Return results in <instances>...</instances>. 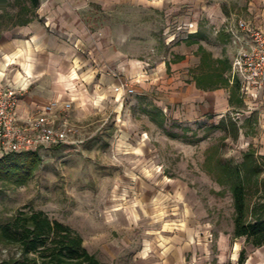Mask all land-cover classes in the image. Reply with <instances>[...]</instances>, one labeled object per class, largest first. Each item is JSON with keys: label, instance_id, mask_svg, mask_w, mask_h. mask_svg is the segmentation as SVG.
I'll use <instances>...</instances> for the list:
<instances>
[{"label": "rangeland", "instance_id": "obj_1", "mask_svg": "<svg viewBox=\"0 0 264 264\" xmlns=\"http://www.w3.org/2000/svg\"><path fill=\"white\" fill-rule=\"evenodd\" d=\"M153 1L39 0L34 16L62 43L58 59L64 53L66 64H85L84 71L90 70L84 74L89 76L86 84L60 90L55 98L62 110L73 92L77 99L67 113L80 132L74 144L39 151L42 163L26 184L0 180V223L21 209L43 210L80 232L85 246L104 264H238L245 239L233 238L232 195L208 171L207 157L239 164L250 148L264 156V86L251 92L240 88V106L229 104V90L225 96L214 95L208 105H166L153 91L141 94L138 84L118 92L109 88L113 80L104 79L95 89L100 75L95 76L99 61L94 57L107 54L113 65L114 56L150 66L169 62V57L173 61L172 48L185 44L190 52L199 44L187 38L197 23L204 43L212 47L224 40L210 25L209 12L221 8L228 16L246 18L248 2L260 8L262 1L166 0L165 9ZM23 3L7 0L1 10L0 43L30 39L20 36L23 26L17 25L26 18L24 13L17 20ZM167 6L178 7L168 12ZM51 22L54 31L47 26ZM78 40L83 54L75 49ZM115 77L117 83L124 81ZM86 97L90 102L79 105ZM22 100L20 111L34 114L54 98L41 99L35 108ZM220 235L227 243L224 263H219ZM18 252L0 244V261ZM247 253L248 260H264V246H249Z\"/></svg>", "mask_w": 264, "mask_h": 264}, {"label": "trees", "instance_id": "obj_2", "mask_svg": "<svg viewBox=\"0 0 264 264\" xmlns=\"http://www.w3.org/2000/svg\"><path fill=\"white\" fill-rule=\"evenodd\" d=\"M6 3L7 0H0V16ZM39 4V0H25L17 20L24 13L26 18L19 20L17 25L25 26L36 20L34 14ZM27 13H31V16ZM189 43L199 42L191 40ZM196 55L200 57L199 66L193 70L197 87L206 91L228 89L229 104L233 107L242 105L244 99L240 95V84H232L227 76L231 69L229 60L215 58L202 44ZM184 58L185 56H175L174 61ZM212 157H207L208 171L232 195L233 238L245 239L238 262L245 264L248 259L247 247L264 246V156H258L250 148L244 152L239 164L225 162L221 157L211 162ZM41 163V156L36 151L5 156L0 159V180L15 179L19 185L26 184ZM0 244L7 248L14 246L19 251L18 256L3 259L0 264H104L88 250L80 232L51 218L45 211L34 208L21 209L4 223H0Z\"/></svg>", "mask_w": 264, "mask_h": 264}, {"label": "crops", "instance_id": "obj_3", "mask_svg": "<svg viewBox=\"0 0 264 264\" xmlns=\"http://www.w3.org/2000/svg\"><path fill=\"white\" fill-rule=\"evenodd\" d=\"M260 1H262L259 5L260 8L257 7L255 1L248 2V16L262 15L263 0ZM165 2L166 0H154L153 5L158 9H165ZM242 4L243 3L240 2V5ZM176 7L178 6L172 7V10L167 6L168 12H174ZM234 14L235 13H231L228 16L223 13L221 8H219L217 12H209L206 17L210 21V25L216 29L215 34L217 36L223 35L225 37L224 40L220 41V45H214L212 47L204 43V36H202L203 32L200 30L197 23L196 32H192L195 30H191L187 36L190 40L199 41V44L192 45L196 46L195 48L193 47V51H187L188 46L185 44H183V47H174L171 49V55L173 54V57L176 55L185 56L184 59L178 62L174 60L171 61L169 57V62L164 60L158 62L155 66H150L149 62L146 61L133 59L123 60L118 56H114L113 59L115 60V64L113 65L109 63V59L111 58H109L107 54H100L94 57L96 61H99V69H94L98 71L95 76L100 75V83L94 85L95 89L96 87H102L100 84L104 79H111L113 82L116 81V83L111 82L109 88L115 91H118L117 88H120L118 92H121L122 86L129 87L130 85L133 86L138 84L143 87L140 89L141 94H149L153 91L159 94L166 105H175L182 101L191 103L189 106L195 104L196 101H205L206 105H208L210 101H214V95L225 96L227 92L224 91L228 90L225 88L213 91L199 89L193 75L190 74V67L197 68L200 64V57L196 55V51L200 44L211 51L215 58H226L231 64L230 54H228L227 51L229 50L228 37L223 31V28L225 21ZM47 26L52 27V29L49 28L52 31H54V28L56 29L52 22L51 24L47 23ZM19 31L21 33L20 36L30 39H6V41L0 43V87L11 86L21 90L24 96L22 102L26 105L27 103L33 104L31 107L34 106L35 108L38 106L35 103L41 99L54 98L55 101L58 91H67L68 89L74 88L76 84L87 83L89 76H84V74H87L90 70L84 71L85 64H83V68L82 66L81 68H77L75 64H66L65 62L69 56L64 53H61L60 59H58L57 55L59 53L57 50L63 49V45L62 43L60 44L58 39H55L39 21L34 20L21 27ZM20 45L23 49L19 48ZM82 45L81 40H78L75 44V49L81 54L85 53L84 50L81 51ZM224 50L226 52L222 53ZM44 51H46V53ZM9 59H12V61H9ZM110 62H112V60H110ZM168 68H172L173 74H168ZM20 74L23 76L21 77ZM117 75L121 76L120 80L124 81L117 83L118 79L115 77ZM187 77L191 79L190 82L185 80ZM66 79H70L73 83L67 82ZM81 87L82 86H79V88ZM83 87L86 88V86ZM85 91H87V89H85ZM70 93L71 95H69L68 98L69 101H71L69 103L72 105L77 98L72 94V91ZM84 99L85 101L79 103V105H86L90 102V98L86 97ZM91 101L93 103L97 102L95 98ZM63 110L64 109L58 110V112L64 114ZM218 244L219 256L221 259L219 263H224L225 258H227V243L223 235H220ZM251 260H253V264H264V260L260 258V256H256L249 260L247 259L245 264Z\"/></svg>", "mask_w": 264, "mask_h": 264}, {"label": "built area", "instance_id": "obj_4", "mask_svg": "<svg viewBox=\"0 0 264 264\" xmlns=\"http://www.w3.org/2000/svg\"><path fill=\"white\" fill-rule=\"evenodd\" d=\"M262 7V15L242 18L234 14L223 28L231 59L228 77L232 84L238 82L242 91L264 86V0ZM128 91L134 92L132 88ZM22 96L19 89L0 87V159L76 143L80 127L70 122L67 112L71 103L64 106V114L58 112L57 101L41 106L34 114H25L20 111Z\"/></svg>", "mask_w": 264, "mask_h": 264}, {"label": "bare ground", "instance_id": "obj_5", "mask_svg": "<svg viewBox=\"0 0 264 264\" xmlns=\"http://www.w3.org/2000/svg\"><path fill=\"white\" fill-rule=\"evenodd\" d=\"M192 32H196V30H195V31H192ZM9 61H12V59H9ZM20 76L22 77L23 75L20 74ZM247 264H253V260L249 261ZM257 264H258V263H257Z\"/></svg>", "mask_w": 264, "mask_h": 264}]
</instances>
